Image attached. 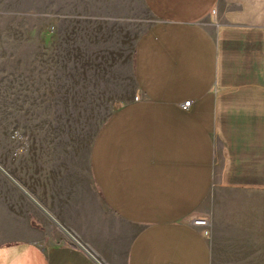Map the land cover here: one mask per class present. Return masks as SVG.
<instances>
[{"label":"crops","instance_id":"obj_1","mask_svg":"<svg viewBox=\"0 0 264 264\" xmlns=\"http://www.w3.org/2000/svg\"><path fill=\"white\" fill-rule=\"evenodd\" d=\"M79 1L0 0L4 97L33 91L52 114L125 71L135 90L81 168L46 133L2 156L83 249L0 172V264H264V0Z\"/></svg>","mask_w":264,"mask_h":264},{"label":"rangeland","instance_id":"obj_2","mask_svg":"<svg viewBox=\"0 0 264 264\" xmlns=\"http://www.w3.org/2000/svg\"><path fill=\"white\" fill-rule=\"evenodd\" d=\"M76 5L81 7L82 2L76 0ZM216 22L213 14L204 20L209 30H216ZM143 29L144 24L140 22L137 30L140 33ZM123 78L122 84L107 83L105 93L91 90V95L106 94V98H75L63 100L62 104V100H55L52 114L48 113L51 110L50 98H32L31 94L34 92L28 90L24 93L27 95L25 98L8 99L4 97L7 92L2 90L3 84L0 83V166L4 154H8L13 164L18 162L17 156L20 154L33 155L35 139L46 133L48 139L54 138L57 153L74 154L75 165L81 168L94 131L105 115L104 112L107 108L125 101L114 98V95L117 91L130 95L135 90L127 71L124 72ZM32 85L28 84V89ZM37 85L40 87L42 84ZM15 95H18V92Z\"/></svg>","mask_w":264,"mask_h":264},{"label":"water","instance_id":"obj_3","mask_svg":"<svg viewBox=\"0 0 264 264\" xmlns=\"http://www.w3.org/2000/svg\"><path fill=\"white\" fill-rule=\"evenodd\" d=\"M0 172L20 191L22 192L36 207H38L54 224L60 229L73 243L78 247L83 249L78 242L68 234L51 216L2 168L0 167Z\"/></svg>","mask_w":264,"mask_h":264},{"label":"built area","instance_id":"obj_4","mask_svg":"<svg viewBox=\"0 0 264 264\" xmlns=\"http://www.w3.org/2000/svg\"><path fill=\"white\" fill-rule=\"evenodd\" d=\"M212 14L214 15L215 17V20H217V16H216V12L213 11ZM190 105V102H186L185 104H183V107H188ZM191 224L196 226V227H200L202 229H208L209 227V222L207 219L205 218H198V219H193L191 221Z\"/></svg>","mask_w":264,"mask_h":264}]
</instances>
